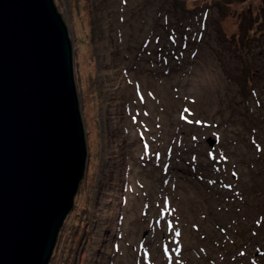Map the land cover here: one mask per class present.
<instances>
[{
    "label": "rangeland",
    "instance_id": "374dc122",
    "mask_svg": "<svg viewBox=\"0 0 264 264\" xmlns=\"http://www.w3.org/2000/svg\"><path fill=\"white\" fill-rule=\"evenodd\" d=\"M54 2L88 161L49 264H264V0Z\"/></svg>",
    "mask_w": 264,
    "mask_h": 264
},
{
    "label": "water",
    "instance_id": "95a60500",
    "mask_svg": "<svg viewBox=\"0 0 264 264\" xmlns=\"http://www.w3.org/2000/svg\"><path fill=\"white\" fill-rule=\"evenodd\" d=\"M87 161L61 12L0 0V264H48Z\"/></svg>",
    "mask_w": 264,
    "mask_h": 264
},
{
    "label": "bare ground",
    "instance_id": "6f19581e",
    "mask_svg": "<svg viewBox=\"0 0 264 264\" xmlns=\"http://www.w3.org/2000/svg\"><path fill=\"white\" fill-rule=\"evenodd\" d=\"M53 252H54V250H53ZM52 255H53V253H52ZM52 257V256H51ZM51 259V258H50ZM49 262H50V260H49ZM49 262H48V264H49Z\"/></svg>",
    "mask_w": 264,
    "mask_h": 264
},
{
    "label": "trees",
    "instance_id": "16d2710c",
    "mask_svg": "<svg viewBox=\"0 0 264 264\" xmlns=\"http://www.w3.org/2000/svg\"><path fill=\"white\" fill-rule=\"evenodd\" d=\"M247 74H248V70H247Z\"/></svg>",
    "mask_w": 264,
    "mask_h": 264
},
{
    "label": "snow or ice",
    "instance_id": "6c2138e0",
    "mask_svg": "<svg viewBox=\"0 0 264 264\" xmlns=\"http://www.w3.org/2000/svg\"><path fill=\"white\" fill-rule=\"evenodd\" d=\"M178 234V233H177Z\"/></svg>",
    "mask_w": 264,
    "mask_h": 264
}]
</instances>
